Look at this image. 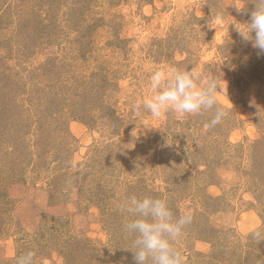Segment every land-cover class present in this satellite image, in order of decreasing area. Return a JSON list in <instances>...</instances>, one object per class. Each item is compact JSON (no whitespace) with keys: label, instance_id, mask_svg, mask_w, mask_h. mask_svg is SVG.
Wrapping results in <instances>:
<instances>
[{"label":"rangeland","instance_id":"rangeland-1","mask_svg":"<svg viewBox=\"0 0 264 264\" xmlns=\"http://www.w3.org/2000/svg\"><path fill=\"white\" fill-rule=\"evenodd\" d=\"M236 3L0 0V264H129L122 205L146 188L191 216L186 264H264V55ZM164 67L215 77L228 117L134 108Z\"/></svg>","mask_w":264,"mask_h":264},{"label":"clouds","instance_id":"clouds-1","mask_svg":"<svg viewBox=\"0 0 264 264\" xmlns=\"http://www.w3.org/2000/svg\"><path fill=\"white\" fill-rule=\"evenodd\" d=\"M250 3L254 5L250 18L242 21L232 16L229 27L241 41L250 43L258 55H264V0H237L233 7L246 11ZM201 80L195 67L188 70L157 68L149 75L152 94L138 101L134 108H143L155 118L169 111L178 117L211 111L210 126H215L229 115L218 96L221 85L215 77L206 83ZM260 111L258 107L257 115L264 119ZM122 211L126 214L122 230L132 237L131 247L126 249L133 251L136 264H186L178 245L190 223L189 214L177 216L167 198L135 194L126 198ZM16 264H37V255L28 250L17 257Z\"/></svg>","mask_w":264,"mask_h":264},{"label":"trees","instance_id":"trees-1","mask_svg":"<svg viewBox=\"0 0 264 264\" xmlns=\"http://www.w3.org/2000/svg\"><path fill=\"white\" fill-rule=\"evenodd\" d=\"M257 143H260V141H258ZM200 150H203L202 148L200 149ZM172 182H174V181H172ZM183 184V182L181 181V180H179V181H177V182H175V189H177L178 190V187H181L182 188V185ZM144 193V195H145V193L147 192V188L143 191ZM174 192L172 191L171 193H170V196L172 197V200H170V202H171V208L173 209V211H174V213H177L178 211H177V209L175 208L176 207V195H177V192H176V190H175V193L176 194H173ZM172 195H174V196H172ZM152 196H155V197H159L158 196V194H155V193H153V195ZM119 211H111V216L113 217V219H115L116 220V218H118L117 217V213H118ZM116 216V217H115ZM119 217H120V215H119ZM123 221V220H122ZM129 239L132 241V237H129ZM131 244H132V242H129V245H126V247L123 245V244H121V248H119L118 246L116 247L118 250H116V251H119V249L122 251L121 253L122 254H126V252H123V250L124 249H126L127 247H131ZM126 251H128V254H129V260L127 261V263H129V264H136V262H135V260H134V255H132V253H133V251L132 250H130V249H126ZM118 253V252H117ZM214 254V253H213ZM114 257V256H113Z\"/></svg>","mask_w":264,"mask_h":264}]
</instances>
